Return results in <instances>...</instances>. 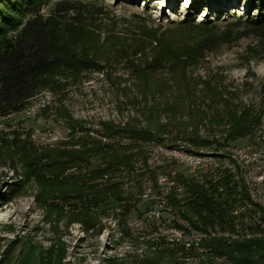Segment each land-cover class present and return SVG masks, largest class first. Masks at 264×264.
I'll return each mask as SVG.
<instances>
[{
    "label": "rangeland",
    "instance_id": "374dc122",
    "mask_svg": "<svg viewBox=\"0 0 264 264\" xmlns=\"http://www.w3.org/2000/svg\"><path fill=\"white\" fill-rule=\"evenodd\" d=\"M79 1L101 12L69 14L61 30L60 51L79 70H59L24 110L0 117V264H139L149 255L197 264L207 256L185 250L206 234L183 216L181 178L229 174L234 230L215 227L211 236L264 237V38L238 22L248 2ZM187 14L195 24L182 22ZM244 113L251 132L226 141L230 115ZM126 123L155 139L97 203L101 180L88 178L101 161L88 167L77 159L90 156L77 152L92 139L107 143L106 128ZM18 180L23 188L9 199ZM116 190L121 202L110 198Z\"/></svg>",
    "mask_w": 264,
    "mask_h": 264
},
{
    "label": "trees",
    "instance_id": "16d2710c",
    "mask_svg": "<svg viewBox=\"0 0 264 264\" xmlns=\"http://www.w3.org/2000/svg\"><path fill=\"white\" fill-rule=\"evenodd\" d=\"M241 1L248 2V15L243 21L239 18L238 22L247 27V34L264 38V0ZM100 13L93 5L79 0H0V117L24 110L31 98L50 88L51 76L59 70H79L70 57L60 51L61 30L66 25L69 14L85 19L94 18ZM182 22L195 24V14H187ZM79 66L96 69V63L80 61ZM230 117L228 129L222 131L226 141L251 132L253 121L248 119L246 113L237 118ZM105 131L104 137L110 141L101 143L92 139L90 146L77 152L82 156H90V161L87 160L88 157L77 159L85 162L88 167L92 165V159L101 161V166L91 171L93 177L88 178L101 180L98 182L101 186L92 192L97 203L105 202L107 192L121 183L114 181L112 176L121 171L133 173L134 163L144 151L142 144L155 139L152 130L138 128L131 123L112 125ZM116 136L119 139L127 138L126 143L114 140ZM229 176L225 174L217 180L206 179L203 182L180 179L186 192L184 204L187 213H183V216L195 217V221L188 219L191 227L198 233L206 234L200 240L198 248L192 245L185 250L188 256H207L197 264H216L214 258H224L222 264H259L257 260L264 259V237L233 240L211 236L209 232L215 230V227H219L220 231L234 230L232 214L237 183L231 185ZM36 179L43 181L39 175H36ZM22 188V180L8 185L9 199L16 196ZM120 194L117 190L112 191L110 198L121 202L123 198ZM89 196L86 194L84 201ZM79 199L82 197L79 196ZM199 248L202 250L200 253ZM139 264L165 263L149 255L144 256ZM173 264L182 263L176 260Z\"/></svg>",
    "mask_w": 264,
    "mask_h": 264
},
{
    "label": "bare ground",
    "instance_id": "6f19581e",
    "mask_svg": "<svg viewBox=\"0 0 264 264\" xmlns=\"http://www.w3.org/2000/svg\"><path fill=\"white\" fill-rule=\"evenodd\" d=\"M187 2H188V0H187Z\"/></svg>",
    "mask_w": 264,
    "mask_h": 264
}]
</instances>
